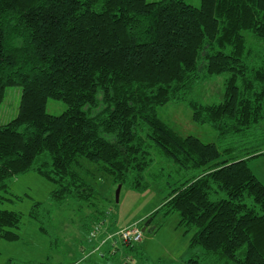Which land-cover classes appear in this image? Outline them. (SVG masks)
I'll use <instances>...</instances> for the list:
<instances>
[{
    "label": "trees",
    "instance_id": "obj_1",
    "mask_svg": "<svg viewBox=\"0 0 264 264\" xmlns=\"http://www.w3.org/2000/svg\"><path fill=\"white\" fill-rule=\"evenodd\" d=\"M221 74L222 101L189 100L215 141L158 115ZM9 86L22 94L16 117L0 124V202L21 199L9 196L11 184L31 171L55 184L57 204L95 205V176L144 191L156 150L179 178L150 217L179 212L189 246L209 264H264V182L249 165L264 155L250 140L264 120V0H0V107ZM49 98L67 109L48 112ZM34 206L31 217H50L44 202ZM95 211L86 264H107L101 258L119 244L141 241L113 246L118 235L101 230L107 212ZM22 224V212L0 208V238L19 240ZM104 232L111 253L105 239L93 247Z\"/></svg>",
    "mask_w": 264,
    "mask_h": 264
},
{
    "label": "rangeland",
    "instance_id": "obj_2",
    "mask_svg": "<svg viewBox=\"0 0 264 264\" xmlns=\"http://www.w3.org/2000/svg\"><path fill=\"white\" fill-rule=\"evenodd\" d=\"M154 1V0H148ZM200 6L202 0H186ZM249 43L255 38L246 32ZM226 74L213 76L210 80L200 81L188 94L186 100L170 101L158 107V115L168 124L183 134H196L205 141H215L217 130L210 123H199L193 119V109L189 100L203 103H215L224 99ZM22 88L9 86L0 107V124H5L16 117L19 111ZM67 109V104L59 99L49 98L48 112L59 115ZM259 141L264 149V120L250 140ZM153 164L147 177L151 186L144 191L122 185L117 199L118 185L110 177H91L100 195L96 204L87 206L77 200H68L57 204L49 200L55 184L31 171L17 176L11 184L9 196L19 195L22 198L14 201L0 202V208L17 210L23 213V224L19 229L20 239L8 241L0 238V264H19L21 261L48 262V264H86L83 258L84 249H89L92 242L89 230L94 228L97 212L100 208L107 212L105 224L101 230L108 229L111 234L131 225L139 226L143 231L140 242L133 244L130 250L125 244H119L117 253L103 259L107 264H209L202 247L192 249L189 234L179 226V212L164 215L162 211L153 217L179 178L175 166L163 158L156 150L153 151ZM88 162V161H84ZM249 165L264 182V155L249 160ZM171 185V186H169ZM37 201L50 207L48 219L39 221L31 217L30 212ZM96 206V207H95ZM95 219V220H94ZM95 221V222H94ZM44 227L46 231L41 229ZM106 249L109 245L105 246ZM113 248V247H112ZM93 250V247L91 248ZM108 251V250H107ZM115 251V249H114ZM111 253V250H110ZM131 257L128 261L126 256ZM107 258V257H106ZM193 260H198L194 262Z\"/></svg>",
    "mask_w": 264,
    "mask_h": 264
},
{
    "label": "built area",
    "instance_id": "obj_3",
    "mask_svg": "<svg viewBox=\"0 0 264 264\" xmlns=\"http://www.w3.org/2000/svg\"><path fill=\"white\" fill-rule=\"evenodd\" d=\"M97 229H99L98 227L94 228L92 234L96 235L97 233ZM115 235H118L117 240H115L113 242V246H115V244H117L119 241H124V242H138L142 239L143 237V233L142 230L140 229L139 226H128L126 228H123L121 230H119L118 233H114V234H110L107 239L109 238H113ZM105 239L104 242L107 240Z\"/></svg>",
    "mask_w": 264,
    "mask_h": 264
},
{
    "label": "crops",
    "instance_id": "obj_4",
    "mask_svg": "<svg viewBox=\"0 0 264 264\" xmlns=\"http://www.w3.org/2000/svg\"><path fill=\"white\" fill-rule=\"evenodd\" d=\"M102 235L103 236L101 237L100 240H98V241H96V242L93 243V247L96 246V245H98V244H101L102 243V240L105 239V237L107 236V232H104ZM105 245H109V247H107V249L105 248V250H108V251H109V249L111 250L112 247H113V246H111V243L109 241L108 242H105Z\"/></svg>",
    "mask_w": 264,
    "mask_h": 264
},
{
    "label": "water",
    "instance_id": "obj_5",
    "mask_svg": "<svg viewBox=\"0 0 264 264\" xmlns=\"http://www.w3.org/2000/svg\"><path fill=\"white\" fill-rule=\"evenodd\" d=\"M121 187H122V184H119V186H118V190H117V199H118V195H119V192H120V190H121ZM142 230L145 231V230H146V226L143 227Z\"/></svg>",
    "mask_w": 264,
    "mask_h": 264
}]
</instances>
